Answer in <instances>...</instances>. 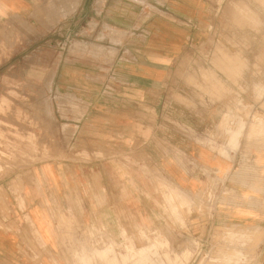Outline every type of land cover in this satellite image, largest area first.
I'll return each mask as SVG.
<instances>
[{
  "label": "crops",
  "instance_id": "1",
  "mask_svg": "<svg viewBox=\"0 0 264 264\" xmlns=\"http://www.w3.org/2000/svg\"><path fill=\"white\" fill-rule=\"evenodd\" d=\"M141 2L145 4L135 0L90 3L96 26L113 30L112 38L104 36L99 44H93V48H101L102 52H115L111 63L75 60L59 61L54 66L52 87L75 98L67 101H76L69 106L66 124L71 159L38 166L32 178L38 188L24 172L22 203L15 196L13 201L14 213L28 216L29 228L35 229L44 245L53 244L55 250L62 242L57 231L50 227V201L53 199L55 211L61 217L75 215L78 227L96 225L121 235L128 226V211L143 210L136 204L134 209H128V195L142 194L140 189L128 187V175L132 173H140L145 179L152 178L144 177L148 171L161 174L183 192L169 188V195L179 204H187L184 194L190 198V179L197 182L196 192L204 171H214L229 181L233 192L231 202L219 207L220 219L254 222L257 220L254 212H263L262 202H256L255 196L264 195V156H255L252 147L243 149L245 152L240 155L241 150L236 149L239 140L235 146L229 145L232 127L216 121L226 114L220 100L230 95H212L210 84L191 70L197 68L196 62L185 55L201 44H208L211 38L225 41L224 36L248 37L246 45L255 46L250 38H264V0ZM234 4L245 5L246 17L240 15L244 26L236 27L230 19ZM81 6L78 4L77 12ZM7 10L10 0H0V13ZM90 34L94 35V31L87 33ZM192 73L196 77L191 85L186 75ZM50 83L49 78L48 88ZM44 109L50 113L49 99L45 100ZM215 135L219 143L221 137L228 136L223 144L218 143L217 151L210 147ZM248 161L257 165L259 171L243 169L242 164L248 165ZM130 164L134 167L130 168ZM42 199L50 203L42 205ZM151 210V219L158 220L153 214L155 209ZM16 220L21 229L25 228L23 221ZM6 224V229L0 228V264H10V259L17 264L25 260L30 264L32 258L19 251L20 234L10 231V218ZM259 255H264V248ZM45 259L48 262L54 258Z\"/></svg>",
  "mask_w": 264,
  "mask_h": 264
},
{
  "label": "rangeland",
  "instance_id": "2",
  "mask_svg": "<svg viewBox=\"0 0 264 264\" xmlns=\"http://www.w3.org/2000/svg\"><path fill=\"white\" fill-rule=\"evenodd\" d=\"M91 1L10 0V10L0 13V228L6 229V219L10 218V231L20 234L19 251L32 258L30 264H264V255H259L264 248V195L255 196L256 202H262L263 212H254V222L220 219L219 207L231 202L233 192L229 181L214 171L202 172L196 192L197 182L190 179V198L184 194L187 204H179L169 195V188L183 192L161 174L148 171L143 174L152 176L148 179L141 178L140 173L128 175V187L142 193L128 195V209H134L136 204L143 210L128 211V226L121 235L96 225L78 227L75 215L69 212L70 215L61 217L55 211L53 199L51 205L42 199V205L49 204L51 230L57 231L62 242L57 250L53 244L44 245L35 229L29 228L28 216L14 213L13 196L22 203L24 172L34 184L33 173L38 166L71 159L66 124L69 106L76 101H67L73 95H62L52 87L54 66L59 61L111 63L115 59V52L93 48L104 36L112 38L114 33L102 25L96 26ZM78 4L82 6L77 12ZM244 6L234 4L230 9V19L236 27L245 25L241 18L247 14ZM91 30L94 35H87ZM224 38L225 41L211 38L208 44L185 55L196 62L197 68L191 70L210 84L212 95H230L220 100L226 114L216 122L232 127V131L229 137H221L220 143L215 135L210 147L217 151L218 143L223 144L228 137L231 147L239 140L236 149L241 150L240 155L245 152L243 149L252 147L255 156H264V150L259 152L264 149V38H250L255 43L253 47L246 45L248 37ZM186 76L192 85L196 74ZM46 99L51 104L50 113L44 109ZM258 120L261 124L255 126ZM247 164H242L247 171L260 169L249 161ZM152 208L158 220L151 219ZM12 214L16 221L24 222L25 228L18 226ZM46 257L54 259L47 262ZM16 262L10 259V264Z\"/></svg>",
  "mask_w": 264,
  "mask_h": 264
},
{
  "label": "bare ground",
  "instance_id": "3",
  "mask_svg": "<svg viewBox=\"0 0 264 264\" xmlns=\"http://www.w3.org/2000/svg\"><path fill=\"white\" fill-rule=\"evenodd\" d=\"M46 5V4H45ZM53 11H55V10H53ZM52 14V13H51ZM259 124H261V120H258L257 121V124L255 125V126H259ZM256 128V127H255ZM255 128L253 127V129L252 130H255ZM251 130V131H252ZM257 130V129H256ZM260 130V129H259ZM258 134V133H257ZM260 135V134H259ZM171 192V191H170ZM172 194V193H171Z\"/></svg>",
  "mask_w": 264,
  "mask_h": 264
}]
</instances>
